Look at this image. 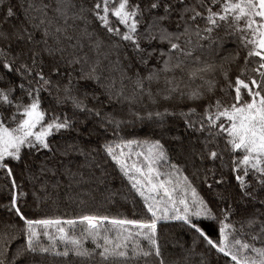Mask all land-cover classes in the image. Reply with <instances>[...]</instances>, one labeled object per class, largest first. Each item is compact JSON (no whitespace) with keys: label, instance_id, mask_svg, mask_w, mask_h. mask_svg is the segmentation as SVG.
<instances>
[{"label":"snow or ice","instance_id":"snow-or-ice-1","mask_svg":"<svg viewBox=\"0 0 264 264\" xmlns=\"http://www.w3.org/2000/svg\"><path fill=\"white\" fill-rule=\"evenodd\" d=\"M0 264H264V0H0Z\"/></svg>","mask_w":264,"mask_h":264},{"label":"trees","instance_id":"trees-1","mask_svg":"<svg viewBox=\"0 0 264 264\" xmlns=\"http://www.w3.org/2000/svg\"><path fill=\"white\" fill-rule=\"evenodd\" d=\"M235 45L233 42L228 41L225 44V47L228 49L233 48ZM111 170V167H110ZM85 188L94 187L93 185H86ZM75 191H80V189H75ZM124 191H129L127 186L124 187ZM85 202L80 203L77 199L69 200L66 197H62L57 200L55 203L48 202L47 205L41 207V214L44 216H61L65 219L75 218L79 215L83 214H95V215H108V216H116V217H127V218H138L137 216H133L131 212H129V208H131V202H125L122 198L119 199L118 204H112L109 202H105L100 193H95L94 196H85ZM137 205L141 202L137 197L136 200ZM142 216V214H140ZM78 230L80 225L77 226ZM88 246L91 247V243H88Z\"/></svg>","mask_w":264,"mask_h":264}]
</instances>
